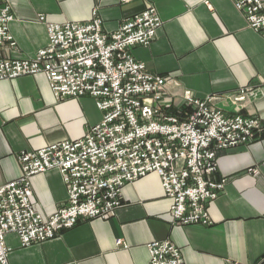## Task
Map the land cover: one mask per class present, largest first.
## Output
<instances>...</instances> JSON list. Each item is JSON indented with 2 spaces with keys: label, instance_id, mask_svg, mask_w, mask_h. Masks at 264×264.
I'll list each match as a JSON object with an SVG mask.
<instances>
[{
  "label": "crops",
  "instance_id": "0c3cea01",
  "mask_svg": "<svg viewBox=\"0 0 264 264\" xmlns=\"http://www.w3.org/2000/svg\"><path fill=\"white\" fill-rule=\"evenodd\" d=\"M14 20L15 46L4 59L27 60L48 43L47 25L91 21L94 10L103 31L113 33L154 6L163 21L149 46L135 47L146 71L167 79V98L175 104L192 93L213 98L229 115L241 113L264 125V36L252 30L233 0H2ZM43 18L44 20H41ZM248 92L241 104L231 97ZM91 97L58 100L44 74L0 82V186L18 179V156L50 145L75 141L102 120ZM254 169L255 172H250ZM217 179L225 189L208 208L210 227L173 223L172 201L153 173L127 184L123 205L108 220L80 221L53 240L22 247L6 236L9 264H149L148 245L169 240L185 264H260L264 261V132L248 145L224 152ZM31 202L44 217L67 202L58 171L31 179ZM120 241V243H119Z\"/></svg>",
  "mask_w": 264,
  "mask_h": 264
},
{
  "label": "built area",
  "instance_id": "2783aa9c",
  "mask_svg": "<svg viewBox=\"0 0 264 264\" xmlns=\"http://www.w3.org/2000/svg\"><path fill=\"white\" fill-rule=\"evenodd\" d=\"M2 2L0 82L44 74L58 100L91 97L103 116L81 139L19 154L21 176L0 186V264H9L8 234L28 247L53 240L80 221L113 218L123 205L124 187L153 173L172 201L175 225L210 227L208 208L228 181L216 178L218 159L257 139L264 132L261 121L229 115L212 104L213 98L201 100L189 92L179 104L167 98V79L147 72L132 52L149 46L163 25L154 6L110 34L96 10L85 23L49 24L46 47L31 59L17 60L2 56L5 46H15L9 31L14 16ZM233 3L248 26L264 36V0ZM247 95L241 89L231 101L241 104ZM53 170L61 174L68 198L44 217L31 202V179ZM148 249L149 264H185L169 240L153 241Z\"/></svg>",
  "mask_w": 264,
  "mask_h": 264
}]
</instances>
